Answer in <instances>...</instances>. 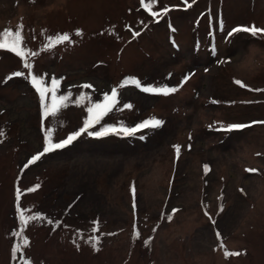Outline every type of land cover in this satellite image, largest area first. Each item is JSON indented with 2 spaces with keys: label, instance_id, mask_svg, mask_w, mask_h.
Masks as SVG:
<instances>
[{
  "label": "rangeland",
  "instance_id": "rangeland-1",
  "mask_svg": "<svg viewBox=\"0 0 264 264\" xmlns=\"http://www.w3.org/2000/svg\"><path fill=\"white\" fill-rule=\"evenodd\" d=\"M19 25L41 87L70 99L45 116L30 70L0 49V264H264V34L228 35L264 28V0H0V32ZM129 79L141 88H121ZM113 88L106 124L164 121L149 145H69L28 163Z\"/></svg>",
  "mask_w": 264,
  "mask_h": 264
},
{
  "label": "snow or ice",
  "instance_id": "snow-or-ice-1",
  "mask_svg": "<svg viewBox=\"0 0 264 264\" xmlns=\"http://www.w3.org/2000/svg\"><path fill=\"white\" fill-rule=\"evenodd\" d=\"M154 2V0H149V4H145L144 0H141L142 6H144L145 8H149L150 4ZM185 3H187V0H185ZM190 6V5H189ZM165 11H167V9H165ZM153 15V17H156L159 15V13L156 12H152L151 13ZM22 25H19L17 27V30L15 32L9 30V29H5L3 32H0V49H5L7 51H10L12 53H14L16 56L20 57L24 63V67L29 69V73L28 75L31 77V83L33 84V86L36 88V91L39 93L40 96V100H41V105L42 108L44 109V115H56V113L60 110L61 107L66 106L67 101L70 99V97L68 95H59L57 96L55 93V88L52 89H48L45 87H41V80L38 76L36 75H32L31 69H32V64L27 62V56L30 54L32 56H36L37 53L36 52H31L28 53L25 48L26 46H22L23 45V36H22ZM247 32V33H251L253 36L257 35V34H264V28H259L255 25L251 26V27H238V28H234L232 29L231 32L228 33L229 36H232L233 33H238V32ZM79 34V33H78ZM140 33L136 32L134 33V36H138ZM55 41V43H63V42H70V38L67 34H63V35H59L55 38H50V40ZM52 45H47V47H51ZM15 77H20L23 76L24 73L23 72H15L12 74ZM59 83L58 80L53 79L52 80V84L53 85H57ZM237 84H241V81H236ZM128 84H133L135 85L137 88H141V82L135 79H129V80H125L120 87L123 88L125 86H127ZM82 88H86V89H91L93 86L91 84H84L81 85ZM51 91L53 93L52 97H51V104H46L45 103V97H46V93ZM142 91L146 92V93H157V94H164V95H168L169 93L175 92L177 91V89L175 88H152V87H142ZM81 99H84V94L81 93ZM118 91L116 88H113L111 93H105L104 94V99L102 102H97L92 104L91 107L88 108V112L91 114L90 118L85 122V125L83 128H81L79 131L74 132L72 134H70L66 139L60 141L59 143H55L53 145H51V147L46 146L43 150V152L38 153L37 155L31 157V159L29 160V164H32L34 162H36L37 160H39L41 158V156H43L45 153L53 151L54 149H60V148H64L65 146L71 144L78 136H80L82 133L87 132L88 128L92 127L94 124H99L100 121L103 119L104 116L108 115L110 112H112L113 110H115V108L117 107L118 104ZM124 108H131L132 105L131 104H125L123 105ZM260 123H264V122H260ZM164 124V121L161 119H157L155 117L148 119V120H144L141 123L136 124L134 127H121L119 129L113 127V128H105L103 131L100 132H95V133H91L94 134L96 136H104V135H108L110 132L112 133H123L125 135H133L143 129H158L160 127H162ZM248 127V125H242V124H232L227 126V129H223V130H232V129H242ZM0 135H2V133H0ZM175 151L177 153V156H179L180 153V146L176 145L174 146ZM28 165H25V167H27ZM205 173L207 174V171L209 170L208 166L205 165ZM247 172L250 173H255L258 170L255 168H250V169H246ZM38 187V186H37ZM28 191H34V189H28ZM134 191V189H133ZM20 197V190L17 191V199L19 200ZM135 207V204H134ZM222 210V208H221ZM177 211L176 209H173V212ZM168 219H171V216L167 217ZM29 220H35L37 219V217L33 216V217H29ZM21 220L24 221V217L21 216ZM51 222V221H50ZM98 223V222H94ZM97 229L94 228L93 231H96ZM137 235H139L137 233ZM217 238H220V233L217 232L216 233ZM95 239V238H93ZM221 247H223V244H221ZM98 250V249H97ZM225 257H234V256H240L242 255V253L240 252H229V251H225Z\"/></svg>",
  "mask_w": 264,
  "mask_h": 264
},
{
  "label": "trees",
  "instance_id": "trees-1",
  "mask_svg": "<svg viewBox=\"0 0 264 264\" xmlns=\"http://www.w3.org/2000/svg\"><path fill=\"white\" fill-rule=\"evenodd\" d=\"M32 75H34V74L32 73ZM129 78H131V77H129ZM29 80L31 81L30 76H29ZM31 91L35 94L37 93L39 96V93L36 91L35 87L33 89H31ZM119 104L120 103H118L117 106ZM116 109H117V107L115 108V110L110 112L108 115L104 116L99 124H94L92 127L88 128V130L94 131L96 129H101V131H103L105 128L110 129V128L115 127L117 129H119L120 127H122L120 125L114 126V125L106 124L108 118L116 112ZM157 130L158 129H143V130H141V131H139L133 135H130V136L125 135L123 133L117 134V133H112V132H110L108 135L96 136L94 134H91V132L88 131L85 133V135L84 134L80 135L75 140V142L69 144L70 145L69 148L73 147L75 149V148L79 147L80 150L86 149V148H87L86 150H93L92 148H94V146H96L98 142H102V141H106V142L109 141L110 142L111 140H116V142H118V143H115L116 146L118 147L116 152L120 151V152L125 153L127 151V149H129V148H134L137 150V149H140V148H143V147H146L147 145H149L151 142V139L157 133ZM225 133H228V132H225ZM69 145H67V146H69ZM19 222H20V226L18 227L19 228L18 232H17L18 235H20V233L23 232V225H22L23 222H21V221H19ZM137 233L139 235H137ZM134 236L136 238H140V232L137 231L136 228H134ZM152 240H153L152 236H149L148 239L146 240V246L148 249L150 248ZM149 250H151V249H149ZM225 251H227V250L225 249ZM229 252H231V251H229Z\"/></svg>",
  "mask_w": 264,
  "mask_h": 264
}]
</instances>
